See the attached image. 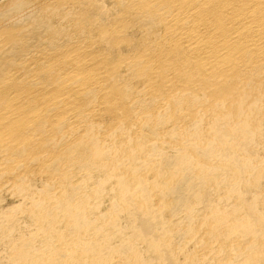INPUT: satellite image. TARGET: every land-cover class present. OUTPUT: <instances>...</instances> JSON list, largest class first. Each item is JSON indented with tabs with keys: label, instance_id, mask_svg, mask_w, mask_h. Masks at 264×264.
Instances as JSON below:
<instances>
[{
	"label": "bare ground",
	"instance_id": "bare-ground-1",
	"mask_svg": "<svg viewBox=\"0 0 264 264\" xmlns=\"http://www.w3.org/2000/svg\"><path fill=\"white\" fill-rule=\"evenodd\" d=\"M3 193L0 264H264V0H0Z\"/></svg>",
	"mask_w": 264,
	"mask_h": 264
},
{
	"label": "rangeland",
	"instance_id": "rangeland-1",
	"mask_svg": "<svg viewBox=\"0 0 264 264\" xmlns=\"http://www.w3.org/2000/svg\"><path fill=\"white\" fill-rule=\"evenodd\" d=\"M37 181H38V183H37L36 181H35V182L37 183L38 186H40L41 183H42V182H41L42 180L40 181V179H37ZM3 195H4V196H3L4 198H2V199H3L2 201H0V202H1L0 204H2L3 206L0 205V206H1L0 209H1L2 207L7 208V207H9V206H12V205L18 204L20 198L18 199L17 196H13L12 194L10 195L9 193H5V194L3 193ZM108 198L110 199V197L107 196L106 198H104V200H103V202H102L101 207H102L103 210H105V208L108 207V205H109V203H110V202H109L110 200H109ZM6 200H7V201H6ZM108 200H109V201H108ZM6 202H7V203H6ZM8 203H9V204H8ZM13 203H14V204H13ZM104 203H105L107 206H106ZM19 215H20V214H19ZM21 215H22V214H21ZM21 215H20V216H21ZM23 217H24V218H23ZM22 218H23V219H22V221H21V227H19L20 229L17 228V231H16V234H18V235H19L20 233L22 234V232H23V229H22V228L24 227V225H27V226H25V227H28V226H29V228H30V227H32V226H31V225H32L31 223H33V221H31L30 219L26 218V216H24V215L22 216ZM25 219H26V220H25ZM28 220H29V221H28ZM25 221H26V222H25ZM30 221H31V222H30ZM22 222H23V223H22ZM26 223H27V224H26ZM22 226H23V227H22ZM20 231H21V232H20ZM18 232H20V233H18ZM16 236H17V235H16ZM1 237H2V236H0V239H2L3 241L0 240V253H1V255H2L3 253H4L3 255H6V254H7L6 251H8V255H9V254H10L9 251H10L11 249H10L9 247H8V248H9L10 250H9L8 248H6L7 245H8V246L10 245V244L7 243V242H9V239L7 238V240H5L6 238L4 239V238H1ZM4 240H5V241H4ZM1 242H2V243H1ZM5 242H6L7 244H6ZM38 243H41V241L39 240ZM1 244H2L3 246H2ZM5 244H6V245H5ZM3 247H4V248H3ZM5 248H6V250H5ZM3 249H4V250H3ZM7 249H8V250H7ZM3 251H5V252H3ZM6 256H7V255H6ZM6 256H4V257L7 259V257H9V256H7V257H6Z\"/></svg>",
	"mask_w": 264,
	"mask_h": 264
}]
</instances>
